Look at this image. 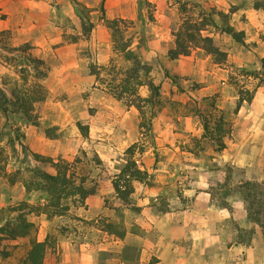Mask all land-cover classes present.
Instances as JSON below:
<instances>
[{"label": "rangeland", "instance_id": "rangeland-1", "mask_svg": "<svg viewBox=\"0 0 264 264\" xmlns=\"http://www.w3.org/2000/svg\"><path fill=\"white\" fill-rule=\"evenodd\" d=\"M75 1L79 4H16L17 20L22 17L36 26L43 18L51 21L52 42L58 41L40 50L29 42V49L12 50L16 46L10 45V29L0 28V87L8 96L13 90L23 97L26 114L38 122H24L27 117L18 102L9 104L6 114L0 112V226L13 216L8 208L23 201L46 202L45 192H27L21 177L36 164L54 172L51 162L66 168L74 182L95 187V192L64 200L68 209L62 215H28L38 240L47 235L54 240L44 264H97L79 257L84 241L112 240L116 249L126 231L145 234L141 226L150 225L152 217L186 209L191 200L184 189L196 184L195 194L205 190L211 203L232 211L236 196L246 210L240 193L248 180L245 170L225 159L227 152L241 154V149L229 147V139H235L231 133L223 138L221 151L202 136L201 114L206 113L213 118L222 113L232 121L236 140H246L242 150L246 158L256 157L251 172L262 178L256 182L264 200V8H254V0H109L106 6L101 0L93 5ZM182 3L184 13L179 9ZM210 8L229 14L230 22L244 33L243 43L207 25L201 32L226 50L223 62H216L198 44L186 55L169 58L167 50L175 45L174 32L182 17H201ZM7 17L0 7V27ZM111 19L116 24L110 25ZM126 51L140 65L137 78H128L127 85L139 80L135 91L146 98L151 80L159 86L155 102L134 99L129 91L118 96L119 83L133 65ZM28 53L49 66L44 78L36 76ZM248 95L250 101H238ZM209 98L214 106L207 104ZM77 123L86 126L85 133ZM47 126H56V137L45 135ZM131 145L132 158L146 171L148 183L134 189L126 206L110 180L126 162ZM32 153L51 161L37 162ZM27 241L1 238L0 264H22Z\"/></svg>", "mask_w": 264, "mask_h": 264}, {"label": "trees", "instance_id": "trees-1", "mask_svg": "<svg viewBox=\"0 0 264 264\" xmlns=\"http://www.w3.org/2000/svg\"><path fill=\"white\" fill-rule=\"evenodd\" d=\"M74 3L79 4L75 0ZM104 0H101V2ZM254 8H264V0H254ZM101 9L103 5L101 3ZM182 13L186 12V5L181 4L179 7ZM110 25L116 24V20H108ZM207 25H212L236 42L243 43L244 33L242 30H238L230 22V17L227 12L221 10H215L210 8L208 14H201V17L194 18L191 15H185L182 17V21L178 29L174 32V47L167 50L169 58L174 59L181 55H186L192 44H198L207 53L213 56L214 60L218 63L223 62L226 59V50L217 42H215L211 36L202 34V30ZM31 44L25 42L24 44L16 47H12V50H25L29 49ZM126 57L133 59V65L125 72V77L119 83L120 96L123 92L129 91V95L138 99H144L146 101L155 102V97L158 95V85L151 80L146 83L149 88L150 95L146 98H141L135 91L137 84H141L137 80L134 86H128V78L135 80L140 68L139 62L134 61L135 56L131 52L126 51ZM27 59L33 64L34 69L37 72V77L44 78L47 75L49 66L46 62L36 56L27 54ZM261 67L264 70V57L261 58ZM11 98H10V97ZM7 95L0 87V112L6 114L8 112V105L11 103H19V106L23 107L25 116L27 117L24 122H29L37 125V120H33L26 114L25 102L23 97L16 95V92L12 90L10 95ZM251 95L240 96L239 102L251 100ZM14 99V100H13ZM41 99V98H38ZM207 104L214 106L213 98H209ZM131 103H135L140 110L141 105L136 103L135 100H130ZM212 117L211 113L201 114L203 137L210 139L217 151H221L225 147L223 138L228 136L232 131V121L225 117L222 113L217 117ZM77 126L82 133L86 132V126L77 123ZM56 126H47L44 128V133L48 137H56ZM133 146L131 145L126 149L128 158L120 170L111 178V184L115 195L122 202L123 205H130V196L134 189L141 185L148 183L147 173L141 169L136 161L132 158ZM0 148V159H1ZM32 156L37 162L51 161L49 158L40 156L39 154L32 153ZM55 168L54 172H49L39 165H33L26 169V173L21 177L22 184L27 192L30 191H44L46 195V202L43 204H30L28 202H21L16 206L8 208L9 212L13 213L12 218H8L0 226V239H21L27 238L28 250L22 260V264H44L45 254L49 247L54 245V240L50 239L47 235L43 240H38L35 236L34 223L29 220L28 215H38L44 213L46 216L62 215L68 209V206L63 201L67 198L83 199L95 192V187H86L81 182H74L71 174L67 172L66 168L61 166L58 162H51ZM13 181V180H12ZM259 184L256 181L245 180L241 184V197L246 203L247 217L253 223L257 224L264 233V200L259 196ZM111 227V224H108ZM239 230L238 241H244L248 243L251 239L253 230L246 231L244 229ZM108 232H113L111 228H108ZM119 236H123V232H119Z\"/></svg>", "mask_w": 264, "mask_h": 264}, {"label": "crops", "instance_id": "crops-1", "mask_svg": "<svg viewBox=\"0 0 264 264\" xmlns=\"http://www.w3.org/2000/svg\"><path fill=\"white\" fill-rule=\"evenodd\" d=\"M22 1H31L36 5L49 4V0H0L1 10L8 13L6 20H1L3 22L0 28L10 29V45L18 46L29 42L40 50L49 43L57 42L56 38L52 42L50 20L43 18L36 26L30 25V22L22 17L19 20L15 19L17 17L15 6L18 2L23 3ZM78 1L93 5L99 0ZM108 1L104 0L105 6ZM24 21L26 25L23 24ZM30 134L32 129L26 136L29 137ZM231 135L235 139H229V147L235 148L236 151L241 149L242 153L227 152L225 159L242 166L248 180L261 182L262 178L253 176L251 172L256 157L244 156L246 154L242 149L245 148L246 140L237 141L234 129ZM194 187H198V184L184 189L191 200L186 209L167 210L152 217L150 225L141 224L145 234L138 235L126 231L116 249L113 248L116 241L107 240L105 243L84 241L79 250V257L97 264H264V233L247 217L243 202L235 196V202H231L232 211H229L211 203L205 197V190L199 192L200 195L195 194L197 191ZM238 228L253 230L248 243L238 241ZM122 247L123 254L119 255ZM152 257L154 259L150 260ZM99 260L102 263H99Z\"/></svg>", "mask_w": 264, "mask_h": 264}]
</instances>
